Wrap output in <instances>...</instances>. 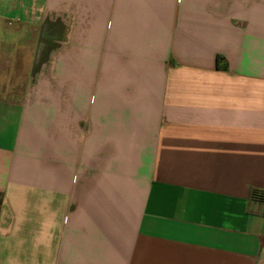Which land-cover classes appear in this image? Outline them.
I'll list each match as a JSON object with an SVG mask.
<instances>
[{"label":"crops","instance_id":"1","mask_svg":"<svg viewBox=\"0 0 264 264\" xmlns=\"http://www.w3.org/2000/svg\"><path fill=\"white\" fill-rule=\"evenodd\" d=\"M7 17L0 264H264V0H0Z\"/></svg>","mask_w":264,"mask_h":264},{"label":"rangeland","instance_id":"2","mask_svg":"<svg viewBox=\"0 0 264 264\" xmlns=\"http://www.w3.org/2000/svg\"><path fill=\"white\" fill-rule=\"evenodd\" d=\"M9 19V20H8ZM7 20V21H6ZM12 19H10V17H7V18H5V20H3V24H0V32L1 33H4V34H8L9 32H11V30H13V28H15V26H16V23L13 21ZM57 22H58V20H57ZM47 27H46V31H47V29H48V33H50V31H52L53 29H54V32L56 31V33L59 31V28H60V26H59V22L58 23H56V25L55 24H51V26H49V23H47ZM45 26L46 25H44V24H42V21H39V23L38 24H36V30H34L35 32H36V34H38L39 32H42L43 30H44V28H45ZM72 28H73V25H70ZM52 29V30H51ZM43 43V42H35V44H38L39 46H41V44ZM68 44H69V42H68ZM2 45H3V52H4V63H3V73L4 74H7L8 72H10V68H11V63H10V61H9V59H11L10 58V56H11V54H10V48H9V45H10V43L9 42H3L2 43ZM36 48H38V46L36 45ZM6 51H9V53L8 52H6ZM6 55V56H5ZM49 59V58H48ZM17 60L18 61H22V60H24V58H23V55L22 54H20V56H18L17 57ZM38 60V59H37ZM47 62L49 61V60H46ZM53 61V60H52ZM51 64V63H50ZM49 64V65H50ZM38 65H40V63H38ZM51 67H53V63L51 64ZM4 69H6V70H4ZM12 73V72H11ZM5 76V75H4ZM7 76H11V74L10 73H8V75ZM7 76H5L4 77V80H7L6 79V77ZM49 77H50V79L52 80V81H54V76H53V73H51L50 75H49Z\"/></svg>","mask_w":264,"mask_h":264},{"label":"built area","instance_id":"3","mask_svg":"<svg viewBox=\"0 0 264 264\" xmlns=\"http://www.w3.org/2000/svg\"><path fill=\"white\" fill-rule=\"evenodd\" d=\"M252 198L256 201H264V191L254 190L252 192Z\"/></svg>","mask_w":264,"mask_h":264},{"label":"trees","instance_id":"4","mask_svg":"<svg viewBox=\"0 0 264 264\" xmlns=\"http://www.w3.org/2000/svg\"><path fill=\"white\" fill-rule=\"evenodd\" d=\"M220 58L218 57L217 60H219ZM219 63V62H218ZM219 67V66H218Z\"/></svg>","mask_w":264,"mask_h":264}]
</instances>
